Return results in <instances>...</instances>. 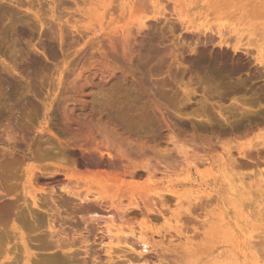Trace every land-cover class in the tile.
Listing matches in <instances>:
<instances>
[{
	"label": "rangeland",
	"instance_id": "1",
	"mask_svg": "<svg viewBox=\"0 0 264 264\" xmlns=\"http://www.w3.org/2000/svg\"><path fill=\"white\" fill-rule=\"evenodd\" d=\"M54 254L264 264V0H0V264Z\"/></svg>",
	"mask_w": 264,
	"mask_h": 264
},
{
	"label": "bare ground",
	"instance_id": "2",
	"mask_svg": "<svg viewBox=\"0 0 264 264\" xmlns=\"http://www.w3.org/2000/svg\"><path fill=\"white\" fill-rule=\"evenodd\" d=\"M84 200H85V199H84ZM85 202H86V201H85ZM33 203L35 204V200H34V198H33ZM40 203H41V202H40ZM80 203H81V202H80ZM82 203H83V202H82ZM82 203H81V204H82ZM34 204H33V205H34ZM36 205H37V204H36ZM39 205H40V204H39ZM52 205H53V204H52ZM40 206H41V205H40ZM55 206H56V208H55L54 210H56L55 212L58 211L57 213H59V211H63V210H64L63 207L60 206V205H55ZM89 206H90V205H89ZM41 207H43V206H41ZM41 207H40V208H41ZM92 207H93V206H92ZM94 207H95V206H94ZM34 208H35V207H34ZM83 208H84V207H83ZM83 208H82V209H83ZM86 208H87V207H86ZM102 208H103V207H102ZM84 209H85V208H84ZM87 209H88V208H87ZM90 209H91V208H90ZM90 209H89V210H90ZM110 209H111V208H110ZM29 210H31V209H29ZM39 210H40V209H39ZM42 210H43V209H42ZM44 210H45V209H44ZM27 211H28V210H27ZM45 211H46V210H45ZM47 211H48V210H47ZM79 211H80V210H79ZM82 211H83V210H82ZM85 211H86V209H85ZM87 211H88V210H87ZM112 211H113V210H112ZM112 211H111V212H112ZM126 211H127V210H126ZM126 211H124V212H126ZM31 212H32V211H31ZM31 212H30V213H31ZM52 212L54 213V211H52ZM52 212H51V213H52ZM83 213H84V212H83ZM83 213H82V214H83ZM87 213H88V212H87ZM109 213H110V211H109ZM115 213H116V212H115ZM115 213H112V214H113L112 217L114 216ZM47 214H48V213H47ZM118 214H119V213H118ZM84 215H85V214H84ZM88 215H89V214H88ZM96 215H97V214H96ZM98 215H99V214H98ZM107 215H108V214H107ZM110 215H111V214H110ZM115 215H116V214H115ZM49 216H51V214H50ZM89 216H91V214H90ZM100 216H101V215H100ZM118 216H119V215H118ZM118 216H117V217H118ZM64 217H65V216H64ZM92 217H93V216H92ZM53 218L55 219V217H53ZM56 218H57V217H56ZM54 219H53V220H54ZM89 220H90V219H89ZM89 220H87L88 223H89ZM92 220H94V219H92ZM92 220H91V221H92ZM96 220H98V219H96ZM55 221H56V220H55ZM83 221H84V220H83ZM110 221H112V220L110 219ZM85 222H86V221H84V223H85ZM59 223H60V222H59ZM82 224H83V223H82ZM85 224L87 225V223H85ZM87 227H89V226H87ZM92 227H93V226H92ZM108 227H109V226H108ZM74 228H75V226H74ZM112 228H113V227H112ZM50 229H51V228H50ZM83 229H84V228H83ZM93 229H94V227H93ZM51 230H52V229H51ZM72 230H74L75 232L77 231V230H75V229H73V228H72ZM94 230H95V229H94ZM98 230H99V229H98ZM53 232H54V231H53ZM66 232H67V231H66ZM66 232H65V233H66ZM106 232H107V231H106ZM49 233H50V232H49ZM73 233H74V232H73ZM103 233H104V232H103ZM107 233H109V232H107ZM54 234H55V233H54ZM67 234H69V233H67ZM49 235H50V234H49ZM51 235H52V234H51ZM62 235H63V234H62ZM69 235H70V234H69ZM76 235H77V234H76ZM87 235H88V237H89L90 234H87ZM59 236L61 237V235H59ZM70 236H71V235H70ZM82 236H83V235H82ZM92 236H93V235H92ZM123 236H124V234H123ZM125 236H127V235H125ZM49 237H50V236H49ZM79 237H80V236H79ZM88 237H86V236H85V237H84V236H83V237H80V239H81L80 243L83 244L84 247H83V246H82V247L85 248V249H83V250L85 251V252H84V255H85L84 257H86V255H87V257H88V255H89V254H88V253H89V252H88V251H89L88 249H89V247H91V245L88 247V245L91 243V242H90L91 240H88V239H90V238H88ZM70 238H71V239H70ZM70 238H68L67 235H66V236L62 237V239H58V240H57V241H58V244L55 245L56 242H55V244H54L55 247L58 246V247L60 248V247H61L60 245H62V247H64V246H67V244H70V243L73 244V245H77V244H78V242H77V241L79 240L78 238H77L78 240H76V241H75V238H72V236H71ZM106 238H107V237H106ZM124 238H125V237H123V238H122V237L117 238V237H113L112 235H111V236L109 235V238H108V239H109V244H108V246H107L108 248L105 249L104 251L107 250V251H106L107 253H111V251H116V250H111V249H112V246L114 247V246H121V245H126V246H128V247H130V248L133 249L134 247H133L132 245L130 246L128 243H126L128 239H127V238L124 239ZM114 239L116 240V242H114ZM120 239H121V241H122L123 239H124V240L127 239V240H126V242L121 243ZM129 239H130V238H129ZM50 240H51V239H50ZM97 240H98V239H97ZM101 240H102V239H101ZM54 241H55V240H54ZM92 241H93V240H92ZM75 242H77V243L74 244ZM89 242H90V243H89ZM128 242H129V241H128ZM130 242H132V241H130ZM53 243H54V242H53ZM132 243H134V242H132ZM65 244H66V245H65ZM71 244H70V245H71ZM105 244H106V243H105ZM54 245H53V246H54ZM134 245H135V244H134ZM71 246H72V245H71ZM71 246H70V247H71ZM77 246H78V245H77ZM58 247H57V248H58ZM72 247H73V246H72ZM74 247H75V246H74ZM74 247H73V248H74ZM79 247H80V246H79ZM86 247H88V248H86ZM104 247H105V246H104ZM75 248H76V247H75ZM143 248H144V246H143ZM71 249H72V248H71ZM91 249H92V248H91ZM91 249H90V250H91ZM67 250H68V249L65 250L66 253H67ZM73 250H74V249H72V251H73ZM75 250H76V249H75ZM78 250H79V248H78ZM119 250H121V248H120ZM70 251H71V250H70ZM70 251L68 250V252H70ZM81 251H82V250H81ZM124 251H126V250H124ZM124 251H122V252H124ZM144 251H146V250H144ZM74 252H75V251H74ZM82 252H83V251H82ZM90 252H91V251H90ZM117 252H118V250H117ZM126 252H127V251H126ZM126 252H124V253H126ZM128 252H129V251H128ZM133 252H135V251H133ZM59 253H60V252H59ZM64 253H65V252H64ZM66 253H65V254H66ZM70 253H71V252H70ZM75 253L77 254V252H75ZM75 253H74V255H76ZM85 253H86V254H85ZM112 253H115V252H112ZM90 254H92V253H90ZM105 254H106V253H105ZM105 254H104V255H105ZM119 254H120V252L118 253V256H119ZM127 254H128V253H127ZM71 255H72V254H71ZM94 255H95V254H94ZM120 255H121V254H120ZM124 255H125V254H123V256H124ZM132 255H133V254H132ZM89 256H90V255H89ZM118 256H117V257H118ZM121 256H122V255H121ZM82 257H83V256H82ZM84 257H83V258H84ZM113 257H114V256H113ZM124 257H125V256H124ZM128 257H129V255H128ZM39 259H40V258H39ZM41 259H42V260H41ZM41 259H40L41 261L39 260V262H36L35 264H74V263L72 262V258H70V257H65L64 254H63V255H60V254H54V255H52V256L45 257V258H41ZM94 259H96V258H94ZM94 259H92V260L94 261ZM108 259H109V258H108ZM108 259H107V262L109 261ZM111 259H112V258H111ZM122 259H124V258H122ZM30 260H31V259H30ZM36 260H37V258H36ZM112 260H114V259H112ZM124 260H125V259H124ZM135 260H136V259H135ZM95 261H96V260H95ZM110 261H111V260H110ZM114 261H115V260H114ZM114 261H112V262H114ZM105 262H106V261H105ZM107 262H106V263H107ZM126 262H127V261H126ZM83 263H84V262H83ZM91 263H92V262H91ZM95 263H96V262H95ZM116 263H117V262H116ZM127 263H130V262H127ZM111 264H113V263H111ZM114 264H115V263H114Z\"/></svg>",
	"mask_w": 264,
	"mask_h": 264
}]
</instances>
